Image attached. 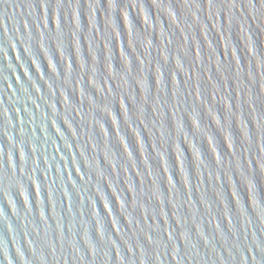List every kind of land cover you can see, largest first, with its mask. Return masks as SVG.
Instances as JSON below:
<instances>
[{"label":"water","instance_id":"1","mask_svg":"<svg viewBox=\"0 0 264 264\" xmlns=\"http://www.w3.org/2000/svg\"><path fill=\"white\" fill-rule=\"evenodd\" d=\"M0 264H264V0H0Z\"/></svg>","mask_w":264,"mask_h":264}]
</instances>
